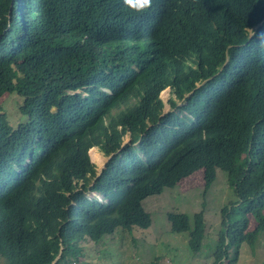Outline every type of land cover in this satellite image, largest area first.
<instances>
[{
    "label": "trees",
    "instance_id": "16d2710c",
    "mask_svg": "<svg viewBox=\"0 0 264 264\" xmlns=\"http://www.w3.org/2000/svg\"><path fill=\"white\" fill-rule=\"evenodd\" d=\"M263 14L264 0H151L143 13L0 0V98L21 97L26 117L0 114V264H74L88 242L148 229L147 197L197 171L207 190L216 170L236 202L220 210L213 264H234L264 232ZM97 147L110 156L99 176ZM167 221L200 250L202 212Z\"/></svg>",
    "mask_w": 264,
    "mask_h": 264
},
{
    "label": "rangeland",
    "instance_id": "374dc122",
    "mask_svg": "<svg viewBox=\"0 0 264 264\" xmlns=\"http://www.w3.org/2000/svg\"><path fill=\"white\" fill-rule=\"evenodd\" d=\"M170 96L169 88L160 94L163 111L169 110ZM22 101L15 94H5L0 98V114L5 116L11 127L26 119L20 111ZM92 153L100 160L95 155L90 156ZM88 154L96 169L109 160L98 147L89 150ZM234 202L236 197L228 186L226 172L216 170L211 187L204 190L202 173L197 171L174 187L164 189L160 195L149 196L142 201V207L151 219L148 229H117L96 245L88 242L84 255L74 264H213L217 238L222 229L220 210L225 206L232 207ZM199 212L203 214L205 235L200 250L192 253L188 247L189 232L172 233L167 215L183 213L189 217L191 227L193 215ZM244 217L249 224L248 231L252 230L256 224L255 217L247 212ZM263 262L264 232H260L252 245H241L234 264Z\"/></svg>",
    "mask_w": 264,
    "mask_h": 264
},
{
    "label": "clouds",
    "instance_id": "9594fccd",
    "mask_svg": "<svg viewBox=\"0 0 264 264\" xmlns=\"http://www.w3.org/2000/svg\"><path fill=\"white\" fill-rule=\"evenodd\" d=\"M124 4L126 6H128L129 9L132 10V11H135L137 13H143L144 11H146L147 9H149L151 7V0H135V5H133L131 3V0H124ZM262 18L264 19V14L262 15ZM248 31L250 32V30H248ZM166 89H168V88H166ZM166 89H164V90H166ZM164 112H166V111H164ZM127 142H128V140L125 141V143H127ZM91 149H93V148H91ZM96 172H97V170H96ZM97 176H99V175L97 174Z\"/></svg>",
    "mask_w": 264,
    "mask_h": 264
},
{
    "label": "water",
    "instance_id": "95a60500",
    "mask_svg": "<svg viewBox=\"0 0 264 264\" xmlns=\"http://www.w3.org/2000/svg\"><path fill=\"white\" fill-rule=\"evenodd\" d=\"M109 158H110V157H108V159H109ZM107 161H108V160H107ZM107 161L102 165V167H99V168L96 169L98 175L100 174L101 170L104 168V166H105V164L107 163Z\"/></svg>",
    "mask_w": 264,
    "mask_h": 264
},
{
    "label": "bare ground",
    "instance_id": "6f19581e",
    "mask_svg": "<svg viewBox=\"0 0 264 264\" xmlns=\"http://www.w3.org/2000/svg\"><path fill=\"white\" fill-rule=\"evenodd\" d=\"M91 150H93V149H91ZM91 150H90V151H91ZM93 155H95V154L92 153V155H90V156H93ZM94 157L97 158V160H100V157H99L98 155H95ZM96 165H97V164H96Z\"/></svg>",
    "mask_w": 264,
    "mask_h": 264
}]
</instances>
